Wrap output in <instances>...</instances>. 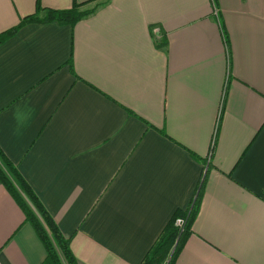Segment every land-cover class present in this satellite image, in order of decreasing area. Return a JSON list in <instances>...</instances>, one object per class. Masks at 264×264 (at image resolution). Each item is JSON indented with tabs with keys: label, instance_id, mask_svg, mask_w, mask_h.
<instances>
[{
	"label": "crops",
	"instance_id": "0c3cea01",
	"mask_svg": "<svg viewBox=\"0 0 264 264\" xmlns=\"http://www.w3.org/2000/svg\"><path fill=\"white\" fill-rule=\"evenodd\" d=\"M75 3L0 45V149L77 264H141L202 186L174 264H264V0H0V34ZM46 258L0 183V264Z\"/></svg>",
	"mask_w": 264,
	"mask_h": 264
},
{
	"label": "trees",
	"instance_id": "16d2710c",
	"mask_svg": "<svg viewBox=\"0 0 264 264\" xmlns=\"http://www.w3.org/2000/svg\"><path fill=\"white\" fill-rule=\"evenodd\" d=\"M84 5L75 3L68 10L45 9L37 5L34 14L24 17L18 25L0 34V45L13 38L25 26L33 24L58 23L75 26L90 16L95 9H83ZM203 180V185H204ZM0 183L22 209L25 220L34 229L43 244L47 258L43 264H77L70 248V240L61 233L58 225L42 205L32 188L22 177L16 166L0 149ZM203 186L197 201L186 209H178L167 222L162 233L145 256L141 264H174L186 242L192 235L193 224L198 216ZM184 223L180 228L178 223Z\"/></svg>",
	"mask_w": 264,
	"mask_h": 264
},
{
	"label": "built area",
	"instance_id": "2783aa9c",
	"mask_svg": "<svg viewBox=\"0 0 264 264\" xmlns=\"http://www.w3.org/2000/svg\"><path fill=\"white\" fill-rule=\"evenodd\" d=\"M154 32L157 33L158 30H155ZM198 194H199V193H198ZM197 197H198V195H196V196L194 197V199H193V201H192V202H193V205H194V203L197 201ZM178 226H179L180 228L183 229V228H184V223H180V222H179V223H178Z\"/></svg>",
	"mask_w": 264,
	"mask_h": 264
}]
</instances>
